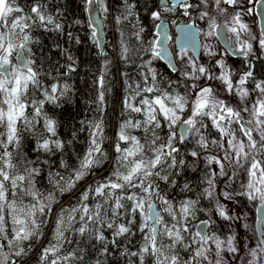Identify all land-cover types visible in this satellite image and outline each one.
<instances>
[{
  "label": "snow or ice",
  "instance_id": "1",
  "mask_svg": "<svg viewBox=\"0 0 264 264\" xmlns=\"http://www.w3.org/2000/svg\"><path fill=\"white\" fill-rule=\"evenodd\" d=\"M252 2V0H249ZM257 3H264V0H256ZM89 5L94 3V0H87ZM124 15L117 16L116 22L119 25L121 20H127L134 15V6L127 3ZM179 3L185 8V14H188V9L193 5L188 3V0H179ZM215 10L220 14H227L228 7L241 6V0H212ZM201 4L208 6L209 0H201ZM226 5L228 7H221ZM104 11H107L105 7ZM247 12H251L248 9ZM153 17L158 18L159 13L153 12ZM209 15L208 11L201 12L200 18L203 19ZM210 28H217L215 18L212 17ZM79 23V21H77ZM232 26L228 27V31L235 36L236 43L239 45V52L245 57L252 54V41H257L261 50H264V30L256 37L252 34L248 25L242 22L241 12L236 11L231 16ZM39 25L46 30L51 26V30L62 31L63 24L57 18L47 11V5L41 0H34L30 5V13H25L24 8L21 7L17 0H0V126L5 127V132H0V239L4 243H0V264H9L12 256L21 257L26 255V251L21 244L23 241L31 239H40L44 234V227L48 224V216L53 211V204L57 203V193L63 195L65 192H71L84 177L92 172L94 168L101 166L107 160V154L102 149L103 137V119L81 121L86 124L89 129V144L84 155L78 158L79 163L72 168L67 174L60 172H49L48 183L51 186L46 193L36 188V178L40 175L41 169L38 167H25L23 173H15L16 164L12 162V153L8 151V146L19 143V134L17 122H23L27 127H34L36 117L42 115V108L45 100L50 103H55L59 96L64 95L68 91V86L60 85L59 82L52 83L49 88H43L44 100H41L37 105L33 101L34 117L29 120L25 114L26 108L29 106L25 101L29 86L41 89L43 86L39 80V73L35 71L32 65L34 60L26 58L23 51L26 49L30 36L26 30H30L33 26ZM163 27L157 25V28ZM140 31L135 32L137 39L140 38ZM208 35L214 32L207 33ZM69 35H71L69 33ZM92 36L95 39L96 30L93 29ZM123 37V33H121ZM16 39H20L21 43H15ZM99 44V41H95ZM121 49L120 56L122 59H127L130 49L123 40L120 41ZM148 49H141V51H151L155 58L165 59L167 49L162 45L157 47L155 41L149 42ZM30 51V49H28ZM183 52V47L181 48ZM15 53L16 59L20 64H12V71L10 75H5L7 69L6 65L11 64L10 56ZM209 55H212L209 52ZM72 60L71 56L68 57ZM105 61V69L107 67ZM150 64V62H147ZM221 66V73L216 76L203 66H196L195 62L190 64L192 71H183L182 76L198 80L200 76H205L207 79H218L224 86L228 93H235L239 96L240 104L249 96L247 89L243 88L246 77L251 76L248 72L241 76L239 85L234 87L230 71L217 61ZM144 65H141L143 67ZM169 66L175 71V65L169 60ZM67 71H75L72 63L66 65ZM105 71L100 72L97 78L98 95L96 98L97 110L103 112L105 102ZM142 81L135 85L127 84V95L124 97L125 111L142 114L143 120L127 119L120 124L117 132L115 143L116 156L113 161L109 174L102 180L90 184L88 189L81 193L78 206L74 205L70 208H61L57 214L54 229L52 232L53 239L49 241L46 247L42 249L40 259L42 264H61V261H66L67 256L60 255V249L67 240L65 233L77 221V216L82 222V226L78 229L80 233H85L88 230V222L94 226L99 225L94 230L95 238L101 243H105L106 237L103 234V228L107 227L112 230L113 239L109 241L113 245L117 243V238L133 235L132 226L135 223V213L138 211L141 214L142 221L139 231L144 233L143 243L138 252H125L131 256H138L140 264H144L145 256H150L153 259V264H180V257L177 253L172 251L177 244H183V232L188 229L185 226L189 216H194V206L197 201L187 200L183 201L179 207V218L177 212L174 210L172 202L160 194L159 184L156 179L168 182L169 175L166 174L167 169L175 168L177 160L173 153L179 151L174 144L175 132L170 131L165 143L157 144L161 138L156 134L155 129L161 127V119L167 122L169 129H172L177 123L185 126L184 133L180 139L183 141L187 139L189 133L198 137L196 144L203 149H207L209 143L217 149H223V159L218 156H206L205 160L208 164L216 163L219 166V172L213 171L207 180L208 188L204 190V195L208 199L215 198V183L214 178L225 176V164L223 161H228L237 167L243 168L244 163H249V167L245 169L248 176V182L241 187L246 189V194L249 199L256 200L257 198L264 203V167L262 161L258 157H264V84H257L261 96L258 97L250 106L243 105L240 107L233 106L223 99H219L215 94V90L211 86L199 87L197 84H192V89L195 91V98L191 100L189 108L188 94H180L175 90L169 91L159 86L157 81V73L151 67L148 68L147 73H141ZM169 84L172 82L169 81ZM151 94V95H146ZM137 97H141L136 102ZM186 109L190 111V115L181 120V113ZM247 114V118L243 115ZM209 118L213 126L217 129L220 139H213L209 141L200 129L206 127L204 119ZM44 130L48 134L47 138L42 142H38L37 147L44 152H52L54 149H62L63 142L56 137V122L49 118L46 114L43 115ZM199 125V127H197ZM237 125L238 127H233ZM143 128L145 132L151 131L152 138L149 140L147 136L144 142L129 133V129ZM255 133V136L253 135ZM243 137V138H242ZM125 143L127 147H121V143ZM225 143L227 148H225ZM146 152L152 155H146ZM193 157H198L197 151H192ZM29 164L34 162L29 161ZM47 163V161H44ZM183 164L184 161H179ZM61 167L67 169V164L62 160ZM162 173H165L162 175ZM237 173L233 172V176ZM173 184L175 181L172 182ZM27 185V187H24ZM187 187V185H185ZM22 189L26 195L31 197V202L28 205L17 203L16 199H9V190L11 189L13 197L16 195V190ZM135 189H139L137 192ZM117 190L121 193L116 195ZM89 192L96 196L104 197V203L109 199L114 201L113 215L106 218L104 212V204L97 202L93 208H90L85 203L89 198ZM143 193V195H141ZM225 198L231 199V194L227 191L221 193ZM152 196H156L164 205H167L163 211L167 212L172 217L173 223L167 224L160 211L157 210L155 203L152 201ZM123 200L131 201V215L132 218L125 222H120L122 214L119 209L123 208ZM147 209V211H145ZM209 214L213 209L207 210ZM215 211L220 217L226 220L233 219L225 210V206L217 200L215 204ZM11 219L12 235L9 238L6 232V214ZM239 219V217H236ZM150 222V224H149ZM209 221H201V231L195 233L193 243H199L200 246L195 249V254L184 261V264H224L222 252L226 250L230 253H237L239 251L236 246V236L233 234L227 240H221L215 235L209 236L206 228ZM159 226V227H158ZM147 229V232H145ZM167 238L170 243L165 244L164 238ZM198 238V240L196 239ZM215 245V259L210 257L212 252L211 247L208 246L209 241ZM187 249L189 245H184ZM247 256L250 257L245 261L241 257V264H264V233L256 241L255 247H248ZM9 249L5 252L4 249ZM31 248V245H29ZM107 243L102 250V253H107ZM72 254L69 253V256ZM13 264L18 262L13 261ZM97 264H100L98 261Z\"/></svg>",
  "mask_w": 264,
  "mask_h": 264
},
{
  "label": "trees",
  "instance_id": "2",
  "mask_svg": "<svg viewBox=\"0 0 264 264\" xmlns=\"http://www.w3.org/2000/svg\"><path fill=\"white\" fill-rule=\"evenodd\" d=\"M18 4L24 8L25 13H30V5L34 0H17ZM42 3L47 5V11L53 14L57 20L63 24L62 31L51 30V26L46 30L45 28L36 25L30 30H26L30 36L26 49L23 51L26 58L34 60L32 65L33 69L39 73V80L43 86L37 89L29 86L24 101L29 105L25 114L29 120H33L35 115L32 106L33 101L38 105L41 100H44L43 88H49L52 83L59 82L60 85H67L68 91L59 96L55 103H50L45 100L42 108V115L35 118L34 127H27L23 122H17L19 143L11 144L8 146V151L12 153V162L16 164L15 173H23L25 167H38L41 169L40 175L36 178V188L44 191L45 193L50 190L51 186L48 183V173L60 172L67 174L72 168L76 167L79 163L78 158L82 157L89 144V129L86 124L81 121L99 120L103 119V143L102 149L107 154V160L99 167L94 168L92 172L84 177L78 185L72 189L71 192H65L63 195L57 193V203L53 204V211L48 216V224L44 227V234L40 239H31L23 241L21 247L26 251V255L21 257L12 256L9 264L13 261L18 264H42L40 254L42 249L47 246L49 241L53 239L52 232L57 214L61 208H70L79 204L81 193L88 189L90 184L102 180L109 174L113 161L116 156L115 143L119 126L127 119L133 121L139 119L143 120L142 114L125 111L124 97L127 95V84L135 85L142 81L141 73H147L148 68L151 67L157 73V81L159 86L169 91L175 90L180 94H188L190 104V91L189 82L190 78L182 76L181 73L192 62L196 61L192 56L184 54V51H177L176 55L173 54L177 69L172 70L166 65L162 59L155 58L151 51H141V49H148L149 42L157 39L156 28L162 17L166 20L174 19L175 23L191 22L195 24L201 36H208L207 33L214 32L210 28L211 12H215V6L212 0H209V5L201 4V0H188V3L193 7L188 9V14H185V9L180 7L171 9L164 7L161 11L158 10L157 0H127L128 4L134 6V15L127 20L122 19L118 25L116 22L117 16H123L125 12V0H96L99 17L103 22V29L105 34V45L103 52L100 53L98 44L92 36L93 28L88 21L86 13L87 0H41ZM107 8L105 12L104 9ZM208 11L209 15L203 19L200 18L201 12ZM158 12L159 17H153L152 13ZM79 21V23H77ZM140 38L137 39L134 34L140 31ZM69 33L71 35H69ZM123 33V37L121 36ZM231 34L228 32V35ZM214 39V34L211 35ZM123 38L125 43L130 49L127 59H122L120 56L121 44ZM15 43H21L20 39H16ZM30 49V51H28ZM260 49L261 58L259 55L252 53L245 57L237 56L232 57L226 54L228 63L236 68V72L251 73V76L246 77L245 83L249 88H252L253 82L258 80L264 84V58ZM14 54L10 56L11 71L14 62ZM71 56L72 60L69 61L68 57ZM105 61L107 67L105 69ZM147 62H150L147 63ZM72 63L75 71L68 72L66 65ZM141 65H144L141 67ZM197 66V65H196ZM105 71V102L103 112L97 110L95 103L98 95L97 78L100 72ZM203 77V76H202ZM172 83L169 84L168 82ZM151 95V94H146ZM2 96V94H0ZM141 97H137L136 102ZM226 101V100H225ZM255 100H251L253 103ZM227 102V101H226ZM250 106L251 104H247ZM188 109L181 113V120L185 119ZM56 122V137L63 142L62 149H54L52 152H44L38 149V142H42L47 138L48 134L44 130L43 115ZM247 118V117H245ZM161 119V127L155 129L156 134L161 138L157 144L165 143L170 131L175 132L173 144L179 149L178 152L173 153L177 160L175 168L167 169L166 174L169 175L168 182L156 179L159 184L160 194L172 202L174 210L177 212L179 218V207L181 202L192 200L197 201L194 206V216H189L185 222L188 231L183 232V244H177L174 251L180 257V264L189 260L194 254V248L200 244L193 243L195 238V228L198 222L203 219H209L210 226L208 233L211 236L215 235L222 238L223 230L220 225L210 219L208 209L212 206V199H208L204 195V190L208 188L207 180L213 172L210 164L205 161L199 163L200 156L206 157L203 148H200L196 141L190 138L188 134L187 139H180L179 124L177 123L169 129L167 122ZM204 124L205 137L211 141L213 139L219 140L220 135L217 129L210 124L205 118ZM131 135L137 136L141 142L144 138L150 140L152 138L151 131L145 132L143 128H132L128 130ZM0 132H5V127L0 126ZM255 136V133H253ZM3 137H0L2 139ZM243 138V137H242ZM209 145L213 146L211 143ZM125 143H121V147H127ZM215 147V146H213ZM216 148V147H215ZM3 149H0L2 152ZM192 151H197L200 156L193 157ZM146 155H152L146 152ZM264 161V157H258ZM67 164V169L61 167V161ZM183 160L184 163L180 164L179 161ZM32 161L34 163L29 164ZM47 161V163H44ZM244 166L249 167V163H244ZM264 166V163H262ZM165 173H162V175ZM175 181L173 184L172 182ZM245 185L248 182V176H245ZM187 185V187H185ZM27 187V185H24ZM139 192V189H135ZM121 193L117 190L116 195ZM143 195V193H141ZM15 198L17 203L22 202L23 205H28L31 202V197L26 195L25 192L18 188L16 195L13 197L11 189L9 190V199ZM241 204L251 213L255 214L258 204L256 200L249 199L246 194V189L242 187L238 195ZM152 201L155 203L156 208L160 211L164 221L171 225L174 221L171 216L165 211L164 205L156 196H152ZM97 202L104 204V212L106 218L113 215L114 201L109 199L104 203V197L96 196L89 192V198L85 202L90 208H93ZM124 207L119 209L122 214L120 222H125L132 218L131 215V201L123 200ZM147 211V209H145ZM6 215V232L11 238L12 223L11 219ZM142 221L140 212L135 213V223L132 226L133 235H126L117 238V243L113 245L109 241L113 239L112 230L107 227L103 228V234L107 238L108 252L102 253L105 243H101L94 236V230L99 225H93L88 222V230L85 233H80L78 229L82 226V222L77 216V221L65 233L67 237L66 242L60 249L61 256H67L66 261H61V264H140L138 256H131L122 254L125 249L128 252H138L142 243L144 233L139 231ZM150 224V222H149ZM159 227V226H158ZM147 232V229H145ZM198 240V238H196ZM0 243H4L1 239ZM164 243H170L168 239L164 238ZM210 244V241H209ZM31 245V248H29ZM184 245H189L187 249ZM5 252L9 249L5 248ZM69 253L72 255L69 256ZM144 264H153V259L150 256H145ZM203 264H206L204 262Z\"/></svg>",
  "mask_w": 264,
  "mask_h": 264
},
{
  "label": "rangeland",
  "instance_id": "3",
  "mask_svg": "<svg viewBox=\"0 0 264 264\" xmlns=\"http://www.w3.org/2000/svg\"><path fill=\"white\" fill-rule=\"evenodd\" d=\"M256 0H252V2H249V0H241V6H233V7H228L226 5H221V7H228V12L227 14H220L216 10L215 12H211V17L215 18V24L219 25H228L232 26L231 23V16L235 14L236 11L241 12V19L242 22L246 23L251 30L252 34L255 35L256 37H259L260 31H259V24L257 17L255 16L254 8H255ZM181 8V7H180ZM248 9H251V12H247ZM210 23H211V19ZM175 23V20H173ZM171 34V39H170V48L172 51V54L176 55L177 51L174 48L173 44V38ZM230 37V42L232 46L236 44V40L233 38V34H229ZM253 44V49L252 53L259 55V58H261L260 55V47L257 41H252ZM238 50V48H236ZM179 52V51H178ZM209 52L212 53V55H209ZM262 56L264 58V50L261 51ZM184 54L191 55L188 51L184 50ZM226 52L225 50L217 43L215 38L213 39L211 35L208 36H201V48H200V53L199 57L197 59H194L193 57L192 60L194 59L196 61V65H203L205 66L209 72L213 73L214 75L218 76L222 69L219 64H217V61H221L222 64L230 71L231 78L235 86L239 85V80L241 76H244L245 73H242L240 71L236 72L237 75L234 76L235 69L232 67L227 60L226 57ZM191 64V63H190ZM189 64V67L187 66L184 71L191 72L192 68ZM195 83L199 87H204V86H211L215 90V94L218 96L219 99L226 100L228 103H230L233 106H243L247 104H251V100H256L258 97L261 96V93L259 89L256 88L257 84H262L258 80H255L253 82L252 88H249L246 83H244L243 88L247 89L249 92V96L247 99L243 102V105L240 104L239 96L236 95L235 93H228L225 91V86L224 84L218 80V79H207L205 76H200L198 80H193L190 79L189 82V91H190V98L193 100L195 97V91H198V89L193 90L192 89V84ZM191 103V102H190ZM190 108V106H189ZM190 115V111H187L186 118ZM245 117H247V114H243ZM185 118V119H186ZM199 127V125H197ZM233 127H238L237 125H233ZM180 131V130H179ZM201 133L205 135V128L200 129ZM190 138L196 139L198 137L193 136L191 133ZM225 148H227V144L225 143ZM204 150V149H203ZM204 154L207 156H218L221 159H223L224 155V150L223 149H217L211 145L208 146L207 149H205ZM203 154V153H201ZM199 154V156L201 155ZM205 161L203 160V157L200 156L198 158V162L201 163ZM225 164V176H219L217 175L214 178V183H215V198L212 199V206L211 209L213 211L210 214V219L216 221L220 227L223 230V236L220 238L221 240H227V238L231 235L236 236V246L238 247L239 251L237 253H230L226 250L222 252V256L224 258V264H241V257L245 258V261L249 259L250 257L247 256V249L245 248V243H247L248 247H255L256 241L259 239L256 234V228H255V221H256V215L251 214L239 201L238 195L240 194V191L242 189L241 185H245V176H246V167L244 166L243 168L237 167L233 164H230L228 161H223ZM208 164V163H207ZM211 168L215 172H219V166L216 163L210 164ZM233 172H236L237 174L233 176ZM227 191L228 193L231 194V199L225 198L221 193ZM219 200L221 204L225 206V210L227 211L229 216H232L233 219L226 220L223 219L218 215V213L215 211V204ZM261 202L258 198L256 199V203L258 204ZM236 217H239V219H236ZM264 226V223H263ZM211 236L210 234H208ZM209 247H211L212 252L210 254V257L212 259H215V245L214 243L210 240V244H208ZM204 263V262H203Z\"/></svg>",
  "mask_w": 264,
  "mask_h": 264
},
{
  "label": "water",
  "instance_id": "4",
  "mask_svg": "<svg viewBox=\"0 0 264 264\" xmlns=\"http://www.w3.org/2000/svg\"><path fill=\"white\" fill-rule=\"evenodd\" d=\"M179 0H157V7L158 10L161 11L164 7H168L171 9L180 7ZM255 16L257 17L258 24H259V31L261 32L264 30V3H257L255 4L254 8ZM86 13L88 17V21L91 24L92 28L96 30V40L99 41L98 48L100 53L103 52L104 45H105V34L103 29V22L99 17L98 7L96 0L94 3L89 5L86 3ZM158 25H162L161 28H156L157 39L156 44L157 47L162 45L164 48L167 49L166 58L162 59V61L169 66V60L175 65V69H177V65L175 59L173 57L171 48H170V39L171 34H173V44L176 51H181L183 47L184 50L188 51L194 59L199 57L200 48H201V34L197 28V26L191 22H181L177 23L174 26H171V22L166 20L162 17L158 23ZM219 27L214 29V38L217 43L225 50L227 54L230 56H243L239 50H236L232 47L230 42V37L228 35V25L219 24ZM239 46V45H238ZM24 55V53H23ZM25 56V55H24ZM10 59V58H9ZM14 62L15 64H20V61L16 59L14 54ZM170 67V66H169ZM7 71L5 75L11 74V64L5 66ZM171 68V67H170ZM0 71H4V69H0ZM180 136L184 133L185 126L182 124L179 126ZM256 221H255V228L258 234H261L262 227L264 223V203H260L256 208ZM209 221V219H203L201 221ZM200 221V222H201ZM200 222L196 225L195 232L201 231ZM210 226L207 225L206 231L208 232ZM1 242V239H0ZM199 247V246H198ZM194 248L195 249L198 248Z\"/></svg>",
  "mask_w": 264,
  "mask_h": 264
},
{
  "label": "flooded vegetation",
  "instance_id": "5",
  "mask_svg": "<svg viewBox=\"0 0 264 264\" xmlns=\"http://www.w3.org/2000/svg\"><path fill=\"white\" fill-rule=\"evenodd\" d=\"M228 32H229V31H228ZM230 33H231V32H230ZM232 34H233V33H232ZM233 38L235 39V36H234V34H233ZM231 45H232V44H231ZM232 47H233L234 49H236V48H238V49H239V46H238V44H237V43H236V44H234ZM232 57H234V56H232ZM262 167H264V166H262ZM260 203H261V202H259V204H260ZM259 204H258V205H259ZM262 233H264V226L262 227V232H261V234H262ZM256 234H257V237H258V238H260V237H261V234H258V233H257V231H256Z\"/></svg>",
  "mask_w": 264,
  "mask_h": 264
},
{
  "label": "built area",
  "instance_id": "6",
  "mask_svg": "<svg viewBox=\"0 0 264 264\" xmlns=\"http://www.w3.org/2000/svg\"><path fill=\"white\" fill-rule=\"evenodd\" d=\"M181 7L183 8V9H185L182 5H181ZM172 22H173V20H171ZM195 97V96H194ZM192 99V98H191ZM190 106V105H189ZM209 122H210V124H212V121H211V119H209V118H206ZM213 125V124H212ZM177 148V147H176ZM178 149V148H177Z\"/></svg>",
  "mask_w": 264,
  "mask_h": 264
}]
</instances>
